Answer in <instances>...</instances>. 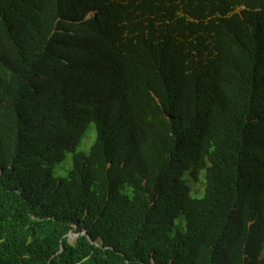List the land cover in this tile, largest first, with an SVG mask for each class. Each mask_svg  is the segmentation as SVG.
I'll return each mask as SVG.
<instances>
[{
    "label": "trees",
    "instance_id": "trees-1",
    "mask_svg": "<svg viewBox=\"0 0 264 264\" xmlns=\"http://www.w3.org/2000/svg\"><path fill=\"white\" fill-rule=\"evenodd\" d=\"M0 264H264V0H0Z\"/></svg>",
    "mask_w": 264,
    "mask_h": 264
},
{
    "label": "rangeland",
    "instance_id": "rangeland-1",
    "mask_svg": "<svg viewBox=\"0 0 264 264\" xmlns=\"http://www.w3.org/2000/svg\"><path fill=\"white\" fill-rule=\"evenodd\" d=\"M93 14V12H90L88 14L89 17H91V15ZM93 138H94V133L91 132L82 142L79 150L81 151H87L88 148L90 147L92 141H93ZM88 139L87 143L89 144L88 147L84 150V145H85V141ZM63 165V164H62ZM58 166L55 168L54 170V176L56 177H59L60 174H62L61 176H64L65 175V172H60V168L61 166ZM190 186H191V190H192V193H197V195L201 194L202 190H203V182L200 180L198 183H190ZM69 241L72 243L74 240V238H71L69 237Z\"/></svg>",
    "mask_w": 264,
    "mask_h": 264
},
{
    "label": "clouds",
    "instance_id": "clouds-1",
    "mask_svg": "<svg viewBox=\"0 0 264 264\" xmlns=\"http://www.w3.org/2000/svg\"><path fill=\"white\" fill-rule=\"evenodd\" d=\"M244 10H246V8L245 7H241V8H238V9H235L233 12H231L230 14H228L226 17H231V16H233L234 14H241L242 13V11H244ZM90 12H93V14L91 15V17H93L94 15H95V11H90ZM89 12V13H90ZM88 13V14H89ZM91 17H89V16H87V18H91ZM225 17V18H226ZM241 19H242V14H241ZM202 182H203V180H201ZM203 186H204V182H203ZM204 188V187H203ZM202 192H203V190H202ZM201 192V193H202ZM200 195V194H199ZM74 232V231H73ZM84 233V232H83ZM79 234V235H78ZM82 233H75L74 232V235H78V236H80ZM82 235H85V234H82ZM77 236V237H78ZM67 237L69 238V236L67 235ZM76 237V238H77ZM76 238H74V240L76 239Z\"/></svg>",
    "mask_w": 264,
    "mask_h": 264
},
{
    "label": "water",
    "instance_id": "water-1",
    "mask_svg": "<svg viewBox=\"0 0 264 264\" xmlns=\"http://www.w3.org/2000/svg\"><path fill=\"white\" fill-rule=\"evenodd\" d=\"M82 234H86V232L84 231V233H82ZM78 235H74V232L73 231H70L69 234H68V236L71 237V238H76Z\"/></svg>",
    "mask_w": 264,
    "mask_h": 264
}]
</instances>
